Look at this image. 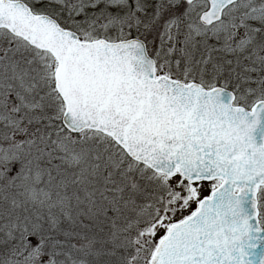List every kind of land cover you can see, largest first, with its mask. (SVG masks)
I'll use <instances>...</instances> for the list:
<instances>
[{
    "label": "snow or ice",
    "instance_id": "1",
    "mask_svg": "<svg viewBox=\"0 0 264 264\" xmlns=\"http://www.w3.org/2000/svg\"><path fill=\"white\" fill-rule=\"evenodd\" d=\"M0 264H264V0H0Z\"/></svg>",
    "mask_w": 264,
    "mask_h": 264
}]
</instances>
